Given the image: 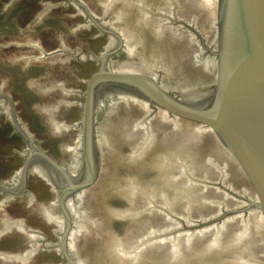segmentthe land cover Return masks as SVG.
Listing matches in <instances>:
<instances>
[{
    "label": "water",
    "instance_id": "water-1",
    "mask_svg": "<svg viewBox=\"0 0 264 264\" xmlns=\"http://www.w3.org/2000/svg\"><path fill=\"white\" fill-rule=\"evenodd\" d=\"M1 13L0 264H264V0Z\"/></svg>",
    "mask_w": 264,
    "mask_h": 264
},
{
    "label": "trees",
    "instance_id": "trees-1",
    "mask_svg": "<svg viewBox=\"0 0 264 264\" xmlns=\"http://www.w3.org/2000/svg\"><path fill=\"white\" fill-rule=\"evenodd\" d=\"M18 9H21V7L20 6H17V7L12 8L11 10H14V12L17 13V10ZM5 15L8 16L7 13H4V14L1 13V15H0V21H1V23H0V25L2 24V17L5 16ZM6 18H8V21H11L12 20V19H10V17H6Z\"/></svg>",
    "mask_w": 264,
    "mask_h": 264
}]
</instances>
